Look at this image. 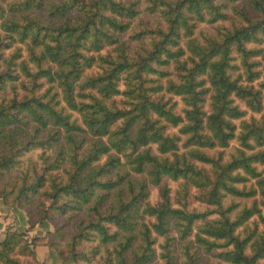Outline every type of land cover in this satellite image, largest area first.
<instances>
[{
  "label": "trees",
  "instance_id": "16d2710c",
  "mask_svg": "<svg viewBox=\"0 0 264 264\" xmlns=\"http://www.w3.org/2000/svg\"><path fill=\"white\" fill-rule=\"evenodd\" d=\"M239 1L0 0V177L57 148L15 201L50 200L41 220L86 208L69 253L57 251L63 261H91L103 245L104 264H198L201 249L264 264V0ZM142 10L161 21L135 30ZM204 22L217 33L196 36ZM165 177L179 182L175 196ZM193 190L206 210L189 209ZM41 239L8 232L0 261L20 264L11 253ZM96 239L92 252L78 249Z\"/></svg>",
  "mask_w": 264,
  "mask_h": 264
},
{
  "label": "rangeland",
  "instance_id": "374dc122",
  "mask_svg": "<svg viewBox=\"0 0 264 264\" xmlns=\"http://www.w3.org/2000/svg\"><path fill=\"white\" fill-rule=\"evenodd\" d=\"M244 1L247 0H240L239 4L243 3ZM139 7L141 9H144V3H140ZM231 11V10H230ZM45 15L47 14L44 11ZM42 14L41 16H43ZM36 16H40V12L36 13ZM143 19V20H141ZM140 20L143 21L146 26L148 27H154L157 22L161 21V18L158 15H151L148 14L145 10H142V14L140 16V19H136L133 22L135 30H139L140 26ZM155 24V25H154ZM220 26H229L230 21H225L220 24ZM202 32L209 33V34H216L217 33V26L212 25L211 23H200L197 26L196 29V36L201 37ZM128 33L125 37L128 38ZM147 42V47H150L149 40H146ZM132 45H137L136 41L131 42ZM14 50V49H13ZM259 59L262 60V65L259 67L262 77L259 82L264 80V58L262 56H259ZM97 70V69H96ZM258 83V82H257ZM10 88V87H9ZM49 86L46 85L45 88L42 91H45L48 89ZM11 90V89H9ZM53 92L55 91L52 90ZM17 93L19 97H22L24 93H26V90L20 86L17 88ZM169 97V95H166V98ZM172 102L178 101L177 107H176V112L177 113H183V107H184V102L181 100L180 97H173ZM259 116V115H257ZM29 131H32L31 125L29 126ZM169 132L171 134L173 133H178V128L177 127H169ZM47 131H43L42 134H46ZM63 140V146L67 147V143L63 137H61ZM59 144V143H58ZM238 146V142L234 141L228 149L225 151V157L229 158L230 154L234 152V148ZM221 149H215V150H209L213 155H218L219 151ZM183 151V150H181ZM57 156V148L52 147L46 150L43 149H35L31 153H29L27 156H24L21 158L22 163L20 164L19 167L14 168L12 171H9L6 173L5 176L0 177V204L6 205L9 210L14 211V215L11 221H9V224H6L5 228L3 229V232H0V237L4 238L8 232H21L25 233V238L28 240L32 241L34 237H42L41 240H36L35 244L31 246V253L30 254H20L17 250L11 253V256L16 258L20 264H28L30 259L34 256V247L36 245L40 244H45L46 241L50 244H45L46 246H49L51 248H54L56 251L58 249H63L65 251V255H67L70 251V243L72 242L73 236L77 231V224L83 223L86 225L88 223L89 219V213L86 212V208H83L82 210H77L75 212H70L67 215H58V214H53L54 218L52 219H45L41 220L42 217L44 216V211L47 205L50 204V200H47L43 196L37 195L35 198L34 204H21L17 201H15V197L18 193V190L20 186L22 185L24 179L26 178L28 182H31L34 178V170L35 169H42L44 165V158L48 157V162H52ZM107 157L105 156L102 159V162L105 161ZM129 165L126 166L123 169H120L121 172H126L129 171ZM260 170H264V165L260 167ZM135 174L132 173L131 176ZM164 182L169 185L171 188V193L175 196V192L179 188V182L174 181L170 178L165 177ZM254 184L256 180L252 181ZM251 185V183H249ZM196 191V189H194ZM191 191L190 195V203H189V209H195L198 211H204L207 208V205L204 203L200 202L195 198V191ZM231 198L228 199V201ZM162 200V195L160 192V187L159 186H153L151 185L150 187V197L149 201L152 204H158ZM227 201V202H228ZM237 201H242V203H248L251 204L250 199H244V198H237ZM20 211L21 213L23 212L28 219V226L26 228L22 227L23 223H20V220L16 217V212ZM54 213V212H53ZM94 216V215H92ZM256 219V220H254ZM36 220V224H34V228H31V222ZM258 222L259 224V229H263L262 222L258 218H253L250 220L249 225L251 228L255 227V223ZM40 232L41 234H39ZM171 235H177L176 229H174L171 233ZM164 241L163 237H160L159 243H162ZM34 242V241H32ZM181 240L176 241V246L177 248L180 247L181 245ZM97 245H100L99 239H96L95 241L91 240L89 242L86 241V243H81L78 245L79 250H83L84 252L90 253L92 252ZM135 246H138V241H135ZM112 248V245L110 246ZM196 247V244L194 245ZM218 250H214L211 253H207L204 249H201L200 254L201 257L198 260V264H231L227 263L224 261H221L218 257H216L214 254ZM104 256H105V247L103 245H100V254L96 255L95 258H92L91 261H86L83 258H80L79 261H75L73 259H68L66 260L67 262L73 263V264H104ZM0 264H4L3 262L0 261ZM155 264V263H154Z\"/></svg>",
  "mask_w": 264,
  "mask_h": 264
},
{
  "label": "crops",
  "instance_id": "0c3cea01",
  "mask_svg": "<svg viewBox=\"0 0 264 264\" xmlns=\"http://www.w3.org/2000/svg\"><path fill=\"white\" fill-rule=\"evenodd\" d=\"M13 215L14 211L9 210L6 205L0 204V232H3L6 224H9L8 222L12 220ZM16 217L20 220V223H23L22 227L26 228L28 226V219L23 212L17 211ZM33 255L28 264H73L63 261L54 248L45 244L36 245Z\"/></svg>",
  "mask_w": 264,
  "mask_h": 264
}]
</instances>
